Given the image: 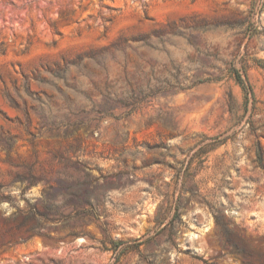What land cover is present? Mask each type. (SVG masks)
Instances as JSON below:
<instances>
[{"label":"rangeland","instance_id":"obj_1","mask_svg":"<svg viewBox=\"0 0 264 264\" xmlns=\"http://www.w3.org/2000/svg\"><path fill=\"white\" fill-rule=\"evenodd\" d=\"M257 145L264 0H0V264H264Z\"/></svg>","mask_w":264,"mask_h":264},{"label":"trees","instance_id":"obj_2","mask_svg":"<svg viewBox=\"0 0 264 264\" xmlns=\"http://www.w3.org/2000/svg\"><path fill=\"white\" fill-rule=\"evenodd\" d=\"M237 77L241 79V76H237ZM243 88L246 91L247 95L253 96V90H252L251 84L249 83L247 79H245L243 82ZM256 155H257V160H258L259 165L264 168V152L259 145H257L256 147ZM22 241L23 239L21 237L16 236L14 238H11L10 240L3 239L2 245L6 246V245H11L12 243H17V242H22ZM112 243L115 247H118L120 245L119 243H116V242H112ZM242 255L252 256V254L246 251H243Z\"/></svg>","mask_w":264,"mask_h":264},{"label":"bare ground","instance_id":"obj_3","mask_svg":"<svg viewBox=\"0 0 264 264\" xmlns=\"http://www.w3.org/2000/svg\"><path fill=\"white\" fill-rule=\"evenodd\" d=\"M170 14H173V13H170Z\"/></svg>","mask_w":264,"mask_h":264}]
</instances>
